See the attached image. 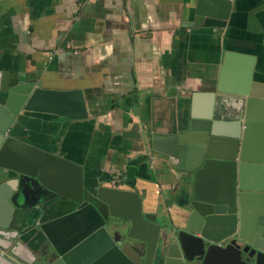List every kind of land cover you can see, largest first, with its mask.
I'll return each instance as SVG.
<instances>
[{"label":"crops","instance_id":"0c3cea01","mask_svg":"<svg viewBox=\"0 0 264 264\" xmlns=\"http://www.w3.org/2000/svg\"><path fill=\"white\" fill-rule=\"evenodd\" d=\"M186 2L0 0V71L47 89H82L89 113L24 112L14 135L84 166L91 190L120 181L166 211L181 188L151 161V134L173 131L188 110L240 131L222 104L236 107L248 86L264 97V0H232L227 22L191 28ZM244 152L250 160L264 153V130L249 133ZM19 238L1 242L0 264L30 258Z\"/></svg>","mask_w":264,"mask_h":264},{"label":"water","instance_id":"95a60500","mask_svg":"<svg viewBox=\"0 0 264 264\" xmlns=\"http://www.w3.org/2000/svg\"><path fill=\"white\" fill-rule=\"evenodd\" d=\"M232 7L187 0L194 22L186 27L225 23ZM243 96L236 107L222 104L241 132L188 110L173 131L151 134V161L181 188L159 213L147 191L120 181L91 190L84 166L14 135L24 112L87 119L84 90L0 71V250L20 236L30 258L13 264H264V153L244 152L249 133L264 130V97L249 86Z\"/></svg>","mask_w":264,"mask_h":264},{"label":"built area","instance_id":"2783aa9c","mask_svg":"<svg viewBox=\"0 0 264 264\" xmlns=\"http://www.w3.org/2000/svg\"><path fill=\"white\" fill-rule=\"evenodd\" d=\"M116 184H117V181L112 182V186H116Z\"/></svg>","mask_w":264,"mask_h":264}]
</instances>
